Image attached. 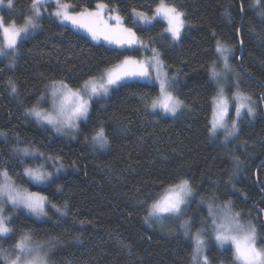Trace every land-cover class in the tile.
Listing matches in <instances>:
<instances>
[{"label":"trees","instance_id":"obj_1","mask_svg":"<svg viewBox=\"0 0 264 264\" xmlns=\"http://www.w3.org/2000/svg\"><path fill=\"white\" fill-rule=\"evenodd\" d=\"M96 2L92 0L93 6ZM157 2L111 0V6L121 9L120 14L131 27L129 14L133 7L151 15ZM175 2L186 12L191 25L178 44L159 37L166 26L161 23L137 33L146 40L156 37L151 46L160 50L169 65V75L176 77L174 92L188 107L175 117L146 113L139 94L155 95L158 89L140 88L135 82L95 101L89 121L73 140L26 117L25 109L42 92L45 77L87 78L121 58L109 50L112 47L97 45L90 38L80 39L52 17L43 21L42 30L20 43L14 69H7L8 60L0 59V131L7 133V137H0V163L4 167L11 165V171L22 172L23 166L14 163L12 156L17 138L20 146H35L59 157L57 164H62L64 170L53 183L36 186L13 179L21 188L40 192L57 206L68 204L66 216L56 213L50 205H46L48 215L43 218L21 210L8 211L17 234L15 239L0 238V247L10 249L20 232L31 230L35 239H52L55 264H193L192 242L179 231L170 234L175 222L165 221L159 227L145 224L146 213L138 203L151 193L161 192L160 182L177 173L191 178L199 193L196 201L213 194L217 203L230 199L233 211L240 212L241 217H251L264 237V18L251 8L254 0ZM29 3L30 0H14V10L7 14L8 18L11 16L19 24L21 10ZM216 40L235 48L232 62L241 89L257 105V117L245 115L238 125V137L229 143H222L224 138H210L207 132L210 99L216 85L209 81L206 66L216 58ZM9 77L17 83V96L6 87ZM98 124L104 125L109 140L103 149L94 148L85 139ZM27 163L34 162L29 159ZM51 164L49 161L47 171H54ZM201 215L193 202L188 217ZM225 249L215 245L208 248L213 264H239L233 261L232 251Z\"/></svg>","mask_w":264,"mask_h":264},{"label":"snow or ice","instance_id":"obj_2","mask_svg":"<svg viewBox=\"0 0 264 264\" xmlns=\"http://www.w3.org/2000/svg\"><path fill=\"white\" fill-rule=\"evenodd\" d=\"M2 4L3 0H0V5ZM49 6H53L54 10L49 11ZM252 6L264 18V0H254ZM7 8L14 10V0H8ZM120 12L121 9L111 6V0L107 3L98 0L94 6L92 0H30L28 7L21 10L19 24L11 16L7 19L0 17V35L3 40L0 58L8 60L5 67L9 70L16 66L20 43L42 30L43 21L49 17L55 18L60 26L72 31L80 39L90 38L100 46H103L101 42L114 45L109 50L121 57L98 75H89L87 78L45 77L42 92L25 109L26 117L34 119L40 126H46V130L51 128L57 134L65 135L71 133L75 138L82 125L89 121L93 102L108 97L119 88L131 87V82H135L140 88L158 89L155 95L149 92L139 94V102L146 113L175 117L188 107L174 92L177 80L175 76L169 75V65L162 59L160 50L151 46L155 44L156 37L146 40L137 34L149 31L157 23H161L166 26L159 37L165 41L170 38L173 43L179 42L184 30L191 26L186 12L175 0H158L151 9V15L133 7L129 14L131 27L127 26L125 17ZM142 52H150L151 55L141 56ZM231 53L232 50L226 43L216 40V58L206 66L209 81L216 85L210 99L212 111L207 132L210 138L215 139L223 130L222 143H229L232 138L238 137V125L245 114L249 118L256 115L255 101L241 89L239 74L230 64ZM6 87L11 95H19L17 83L11 77L6 81ZM261 100H264V96ZM233 101L235 118L229 117ZM226 118L231 119L230 125L226 123ZM0 137H7V133L0 131ZM85 139L94 148L100 149L109 143L103 124H98ZM16 144L12 149L13 162L23 166L22 172L11 171V165L4 167L0 163V238H16V229L12 227L14 219L6 214L7 211L24 209L37 218L46 217L47 204L61 216L68 214L67 202L63 206H57L40 192L21 188L13 179L16 177L36 186L53 183L54 177L64 170L62 164H57L60 158L50 156L35 146H20L18 138ZM29 159L34 162L32 165L27 163ZM49 161H52L50 166L54 171L46 170ZM236 167L239 168L238 159ZM160 183L161 192L151 193L145 200H138L146 213L143 221L149 226H163L165 221L175 222L176 228L170 230V234L171 231H179L185 239L192 242L194 247L191 259L194 264H213L209 256L204 254L207 246L204 237L214 239L221 249L230 244L231 249L225 250L232 251L234 262L264 264V237L258 235L256 226L250 221H241V213L233 211L234 205L230 199L217 203V197L213 194L208 197L200 196L196 201L199 193L195 190L193 181L180 173ZM193 202L197 203L203 213L200 217H188V209ZM34 236L31 230L20 232L10 249L0 247V261L3 264H55L52 259L55 244L52 239L38 240ZM258 241L261 247L257 246Z\"/></svg>","mask_w":264,"mask_h":264},{"label":"rangeland","instance_id":"obj_3","mask_svg":"<svg viewBox=\"0 0 264 264\" xmlns=\"http://www.w3.org/2000/svg\"><path fill=\"white\" fill-rule=\"evenodd\" d=\"M7 2H8V0H3V4L2 5H0V17H4L5 19H7L8 18V13L9 12H11V10H9L8 8H7ZM251 8H253V6H251ZM49 11H52V10H54V8H53V6H49V9H48ZM39 31V30H38ZM37 31V32H38ZM36 32V33H37ZM35 33V34H36ZM34 34V35H35ZM83 34V33H82ZM33 35V36H34ZM182 35H183V33H182ZM2 43H3V40H2V35H0V46H2ZM101 43H103V42H101ZM179 42H176V44H178ZM103 44H105V43H103ZM105 45H107V44H105ZM107 46H109V47H115L114 45H107ZM230 47V46H229ZM231 48V50H232V53H231V58H230V64L232 65V67L235 69V66H234V64H233V62H232V60L234 59V54H235V48H233V47H230ZM0 59H2V58H0ZM5 60V59H4ZM239 78V77H238ZM101 100V99H100ZM253 100V99H252ZM254 101V100H253ZM95 102V101H94ZM93 102V103H94ZM234 101L232 102V107H230V110H229V117L232 115V117L231 118H235V112H234ZM46 107H49L48 105H46ZM255 108H256V115H255V117L253 118V119H255L256 117H257V105L255 104ZM180 113V112H179ZM246 115V114H245ZM165 117H172L171 115H164ZM177 116V115H176ZM247 116V115H246ZM32 120H34V119H32ZM35 121V120H34ZM226 123L227 124H231V119H228V118H226ZM240 123V122H239ZM42 127H44L45 129H46V126H42ZM48 130H50V131H52V132H54L51 128H47ZM55 134H57L56 132H54ZM58 136H61V137H63V138H65V139H67V140H73V139H75V138H73V136H72V134L71 133H69V134H57ZM77 136V133L75 134V137ZM218 138H221V139H223L224 138V132H223V130H221L220 131V133H219V135H218ZM235 138H232L230 141H232V140H234ZM46 184H48V183H45V184H42V185H46ZM47 205V204H46ZM21 211H25V212H27L26 210H24V209H20ZM188 211H189V209H188ZM28 213V212H27ZM7 215H10L9 213H8V211H7V213H6ZM40 218H43V217H40ZM241 221L243 222V223H247V222H251L252 224H254L253 222H252V219H251V217H241ZM167 223H170V222H172V221H166ZM165 223V222H164ZM172 224V223H171ZM156 226L157 227H159V224H156ZM170 227H172V229H175L176 228V224L175 223H173V225L172 226H170ZM258 232V231H257ZM258 235L260 236V234L258 233ZM204 239H205V241H206V244H207V246H206V248H205V251H204V254L205 255H207V250H208V248L210 247V246H212V245H215V246H217L216 245V243H215V241H214V239H212L211 237H204ZM194 246V245H193ZM257 246L258 247H261V245H260V242L258 241V243H257ZM218 247V246H217ZM225 247H232L230 244L229 245H225ZM219 248V247H218ZM220 250H224V249H221V248H219ZM227 257V256H226ZM193 261V260H192ZM239 264H240V262L239 261H237ZM193 264H194V262H193ZM201 264H202V262H201ZM220 264H224V263H220Z\"/></svg>","mask_w":264,"mask_h":264},{"label":"water","instance_id":"obj_4","mask_svg":"<svg viewBox=\"0 0 264 264\" xmlns=\"http://www.w3.org/2000/svg\"><path fill=\"white\" fill-rule=\"evenodd\" d=\"M240 45H241V48H242V44L240 43Z\"/></svg>","mask_w":264,"mask_h":264}]
</instances>
